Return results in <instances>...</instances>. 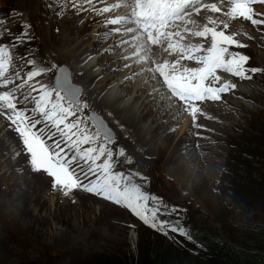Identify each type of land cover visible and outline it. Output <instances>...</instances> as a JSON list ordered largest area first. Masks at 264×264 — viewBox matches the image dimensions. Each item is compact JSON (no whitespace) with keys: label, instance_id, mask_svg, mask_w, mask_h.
Here are the masks:
<instances>
[{"label":"rangeland","instance_id":"374dc122","mask_svg":"<svg viewBox=\"0 0 264 264\" xmlns=\"http://www.w3.org/2000/svg\"><path fill=\"white\" fill-rule=\"evenodd\" d=\"M5 1L0 0L5 9L1 12V20L8 37L6 46L12 61L10 67H14V72L20 76H25L29 70L41 64L46 69L45 74L51 78V85L55 82L59 67L68 68L72 83L82 89L81 104L88 105L86 112L75 115L81 117L91 131H95V128L88 113L93 112L102 118L115 136L108 146L112 147L114 153L121 148L125 152V157L114 155V170L122 171L125 175L137 173L133 182L140 185L150 198H157L155 202L151 199L147 202L148 214L157 210V219L167 221V225L163 231L154 229L130 209L88 193L83 188L73 189L68 195H64L59 186L53 188L52 177L44 176L43 170L37 173L31 169L15 126L11 121L4 122L6 115H0V264H76L98 257L107 258L115 264H137L145 245L152 249L172 251L181 258L186 255L206 260L204 249L194 242L192 234L203 232L232 242L235 231L264 222L263 52L255 47V50H251L250 46L240 48V54L249 57L245 67H256L262 71L249 73L253 80L245 85L239 84L237 93L228 95L226 99L242 109L230 117L231 127L226 129L227 125L223 128V152L216 155L212 166L199 158L201 161L194 160L188 166L182 158L188 161L186 155H192L191 151L195 149H192L191 142L182 138L183 135L180 136L181 125L175 127V131L170 127L162 130L163 136L171 134L172 137L167 136L168 141L159 140L143 145L138 143V137H120L122 131L109 116L113 109L100 104L116 82L108 83L107 77L112 78L110 70L100 75L103 69L101 65L92 70L98 76H95L96 81L90 82V89L99 88L97 92L104 93L95 100L98 109L91 106L87 88L76 76L75 67L78 65L72 62L73 56L89 52L93 56L88 61L100 58L99 64L105 63L115 73L121 75L125 71L121 65L113 68L115 64L109 60V56L114 51L105 53L104 46L94 50V54L87 51L94 42L92 34L96 27H81L79 21L72 19L56 22L54 16L44 10V0H11L24 4L37 19H43L39 22L38 30L44 43L37 42L32 50L26 49V27L16 22L9 3ZM254 7L264 11V6L257 4ZM218 15L225 19L223 13ZM235 21L242 25L240 35L234 37L241 44L242 37L264 39L263 33ZM207 22V19H199L201 27ZM227 22L232 25V19ZM217 27L223 30L219 24ZM230 32L226 30V34ZM26 55H29V59ZM28 60H32L33 65H29ZM46 63L47 67L44 66ZM117 68L119 71L115 70ZM114 116L120 117L124 123L130 120L128 117L124 120L123 116ZM182 117H179L180 120ZM73 118L69 117V120ZM142 125L153 127L150 120ZM156 136L159 134L153 135ZM150 137L147 134L144 138ZM55 139L58 137L53 136L51 140L45 137L48 144ZM142 149L148 150V155H140ZM126 158H130L131 163ZM79 163L83 168L84 161ZM72 167L80 175L75 161ZM80 179L83 184L94 177L80 176ZM173 228L177 231H173Z\"/></svg>","mask_w":264,"mask_h":264},{"label":"snow or ice","instance_id":"6c2138e0","mask_svg":"<svg viewBox=\"0 0 264 264\" xmlns=\"http://www.w3.org/2000/svg\"><path fill=\"white\" fill-rule=\"evenodd\" d=\"M97 4H101V0H74L71 7L77 13L90 12L97 16L114 13L111 18L104 17L103 23L112 27L103 35L107 38L115 34L119 45L131 50L136 64L149 63L151 66L143 70L158 73L163 80L162 86L167 89L165 95L175 98L171 103L177 106L183 102L193 122L200 111L194 102L219 101L221 94L236 87L227 81L211 86L221 80L218 71L241 79H251L249 73L262 71L256 67H245L249 57L230 51V47L245 45L233 35L226 34L229 28L226 21L239 19L250 21L253 26L264 25V11L258 12L254 7L257 4L264 6V0H217L212 3L202 0H117L102 6ZM202 10L211 13L223 11L225 19L208 16L207 24L201 27L196 17ZM218 24L223 30L218 29ZM24 35L27 36V32ZM193 38L199 39L193 42ZM157 46L165 54H174L175 59L152 61ZM182 61H193L196 66H184ZM11 62L8 47L0 44V89H4L0 90V115H6L15 126L23 148L30 154L31 169L43 170L52 177V187L59 186L64 195L73 189L83 188L88 193L130 209L145 224L163 231L167 221L157 219V210L148 214L147 202L149 199L155 202L157 198H150L140 185L133 182L137 173L125 175L114 170V155L125 157V152L121 148L114 153L108 146L115 139L112 131L94 113L90 118L95 131L75 115L87 109L88 105L81 104V88L72 83L68 70L60 67L55 74V82L49 86L33 82L35 77L46 71L45 68L33 67L25 76L17 72L9 75ZM27 63L33 65L34 62L28 60ZM16 79L21 82L14 83ZM69 117L74 118L69 120ZM53 136L58 139L52 140L51 144L46 143L45 137L51 140ZM83 145L89 146L85 148ZM126 159L131 163L130 158ZM74 161L80 175L72 167ZM79 161H84L83 168ZM80 176H92L94 179L82 184ZM172 230L177 231L176 228Z\"/></svg>","mask_w":264,"mask_h":264},{"label":"bare ground","instance_id":"6f19581e","mask_svg":"<svg viewBox=\"0 0 264 264\" xmlns=\"http://www.w3.org/2000/svg\"><path fill=\"white\" fill-rule=\"evenodd\" d=\"M5 2H7V4L9 3L11 15L16 20V22H19L20 25L26 27L25 32H27V36L24 37V40L26 41L25 48L32 50L37 42L44 43L43 37L41 36L38 30L39 22H41L43 19L41 20L37 19L36 16L33 15L32 12L24 4L20 2H14L11 0H6ZM72 2H74V0H44V7H45L44 10L50 13L52 16H54L56 22L57 21L60 22L65 19L67 20L72 19L79 21L81 27H86V26L96 27L95 30H93V34H92L94 35V42L91 45V49L87 51H92V53L94 54V50H96L98 47L101 48L102 46H104L106 50H109V51L105 50V53H110L112 51L115 52L109 56L110 57L109 60L114 61L115 65L113 66V68L118 67L120 65L121 67H123L125 64L130 66V67H125L124 68L125 71H123V74L119 75L120 73L119 74L115 73L114 71H112L113 69H108L105 63L99 64L101 62L100 58H95L94 61L91 60L88 61L89 57L93 56L90 55L89 52L88 53L85 52L73 56L72 62L75 65H78V67H75L76 76L81 81H83L85 87L87 88V98L91 106L94 109H98L95 100H97L104 93V91L98 93L97 91L99 90V88H96L94 90L90 89V85H92L90 82L96 81L97 77L95 76H98L97 74L92 73V70L96 66L101 65L103 69L101 70L100 75L110 70V72H112L110 74L112 78L107 77L108 83L110 84L115 81L116 82L114 88L111 89V91L106 96L103 97V101L102 102L100 101L101 102L100 104H106L113 109V112L112 110H110L109 116L116 123V127L122 131L120 133V137H122V135L123 136L126 135L127 138L129 139H134V137H138V143L141 144L143 143V145L159 140L168 141L167 136H171V134L163 136L162 130L166 127L167 128L170 127V129L172 128L173 130L178 125H181V130L179 132L180 136L183 135L182 138H186L188 140V143L191 142L193 147L192 149H195L194 152L191 151L193 153L192 155H188V154L186 155L189 158L188 161L187 159H185V157H183L182 160L188 166L189 165L191 166L194 160H199V159L207 162L210 166H212L214 164V160L217 159L216 155L221 154V152H223L224 150L223 128L226 127L227 125L228 126L226 127V129L230 128L231 127L230 117H232L234 113L242 109V107L238 105L229 103L226 99L228 95L232 96L235 93H237L236 88L239 84L245 85L248 82H251L253 78L251 77V79H241L239 77H234L231 74L218 71V75L221 77V80L211 86H219L220 83L227 81L235 84L236 87L234 89H230L226 93L221 94V99L219 101L204 100V101L194 102L195 105L200 109V111L197 113L198 116H196L195 122H193L192 116L190 112L186 110V105H184L183 102H180L178 106L175 105L174 103L170 104V102L174 101V99L170 96V94L167 96L165 95V93H167V89L166 86H162L163 80L161 77H159L158 73L156 74L147 73L146 71L143 70L151 66L149 63H145L143 65L140 64L135 65L136 64L135 57H131V50L126 49L124 46H120L117 36L115 34L107 38L103 35L105 31L110 30V28L112 27L109 25L106 26V24L103 23L104 17L108 16L109 18H111V16L114 15V13L111 15L103 14L100 16L93 15L90 12L77 13L76 10L71 7ZM116 2L117 0H101V4H97V6H102V4H110ZM202 2L212 3V2H217V0H202ZM255 9L256 11L259 12L257 8ZM4 10H5L4 6H2V4L0 3V44L6 46L8 37L6 32L4 31V26L1 20V12H3ZM116 11H121V10H116ZM222 13L223 11L221 12V14ZM218 14L219 13H211L202 10L200 16L196 17L197 23L199 24V19H207L208 16H212L213 18H218L219 20H222L221 17H218L219 16ZM81 20H83L84 22H81ZM237 20L244 23L245 26L249 25L254 30L264 34L263 25L253 26L250 21H241L239 19ZM241 27H242L241 24L237 23L235 20H232V25L229 23V28H228V30L231 31L230 35H233V37H238L240 35ZM57 32H59L58 29ZM198 39L199 38H193V42H196ZM241 42L243 45H245V47L250 46L251 50H255L254 49L255 47L256 49H259L261 52L264 53V39H259V38L252 39L249 37L247 38L242 37ZM114 44L116 45L115 48H113ZM230 51H237L240 53V48L230 47ZM29 53L31 54V52ZM28 56L26 55V57L29 59ZM83 56L84 58H82ZM126 56L131 57L130 60L124 59V57ZM151 59L154 62H163L164 59H168L169 61H171L175 59V55L165 54L163 53V50L157 46L156 48H154V53ZM181 63L184 66H188V67L196 66L195 62L193 61H182ZM44 66L47 67L48 66L47 63ZM36 67H43V66L39 64ZM13 72H14V67H10L9 75H11ZM118 77L121 78L118 79ZM50 79L51 78L48 75H46L44 72L40 76L35 77L33 82L39 81L46 83L50 86L51 85ZM157 81H159V83H157ZM20 82L21 81L19 79H16L14 81V83H20ZM0 90H4V89H0ZM222 106H225L226 108L221 109ZM177 107L179 108V111H177ZM115 114L123 116L124 120H127L126 117H128L130 120L129 121L127 120V122L124 123V121L120 120V117L115 118L114 116ZM181 116L183 117L180 120L179 117ZM147 120L151 121L153 127L146 128L142 125V123ZM4 122L5 123L9 122L7 117L4 120ZM156 133H158L159 136L153 137V135H155ZM147 134L151 135L149 139L144 138ZM21 143L23 145L22 141ZM132 143L133 142H131L130 144ZM137 145H138L137 147H139V144ZM142 153L143 155L146 156L148 155V150L142 149L140 155H142ZM27 157L30 161V154H27ZM137 157L139 158L138 155ZM211 169L213 171L212 173L215 174V170L213 168ZM36 172L38 173L39 170ZM210 174L211 173H209V175ZM43 175L46 176L47 174L44 173ZM214 176L215 175H213V177ZM67 201L68 203H71L70 199H67Z\"/></svg>","mask_w":264,"mask_h":264},{"label":"trees","instance_id":"16d2710c","mask_svg":"<svg viewBox=\"0 0 264 264\" xmlns=\"http://www.w3.org/2000/svg\"><path fill=\"white\" fill-rule=\"evenodd\" d=\"M192 236L194 242L204 249L206 260L186 255L181 258L172 251L152 249L145 245L137 264H264V222L235 231L232 242L203 232H196ZM76 264L115 263L98 257Z\"/></svg>","mask_w":264,"mask_h":264},{"label":"water","instance_id":"95a60500","mask_svg":"<svg viewBox=\"0 0 264 264\" xmlns=\"http://www.w3.org/2000/svg\"><path fill=\"white\" fill-rule=\"evenodd\" d=\"M60 67H64V68H66L67 70H68V68L67 67H65V66H60ZM60 67H59V69H60ZM59 69L57 70V72L59 71ZM56 72V73H57ZM68 72L70 73V71L68 70ZM71 75V74H70ZM54 81H55V79H54ZM71 81H72V79H71ZM78 86V85H77ZM80 87V86H79ZM81 88V87H80ZM81 94H82V89H81V93H80V96H81ZM79 99H80V97H79ZM86 111V109H84L82 112H85ZM91 114H93V112H90L89 114H88V117H89V119L91 120ZM95 114V113H94ZM96 116H98L99 118H101L99 115H97V114H95ZM102 119V118H101ZM92 121V120H91ZM93 122V121H92ZM106 124V123H105ZM107 126V125H106ZM108 127V126H107ZM115 140V139H114Z\"/></svg>","mask_w":264,"mask_h":264}]
</instances>
